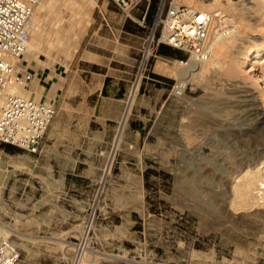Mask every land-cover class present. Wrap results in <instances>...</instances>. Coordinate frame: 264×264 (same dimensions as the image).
Masks as SVG:
<instances>
[{
  "label": "rangeland",
  "instance_id": "obj_1",
  "mask_svg": "<svg viewBox=\"0 0 264 264\" xmlns=\"http://www.w3.org/2000/svg\"><path fill=\"white\" fill-rule=\"evenodd\" d=\"M159 1L148 7L142 27L137 19L144 9L135 10L133 20L109 0H95L76 42L70 38L79 30L80 15L69 1L44 0L35 7L40 45L28 46L19 60L26 67L37 61L62 75L58 84H46L51 86L48 96L38 100L55 106L43 138L51 129L66 130L72 108L83 98H94L88 93L102 83L107 95L122 99L123 114L136 84L137 90L118 145L117 131L111 144L98 146L101 168L68 174L70 193L82 201L61 203L58 209L66 210L36 211V186L25 194L18 183L11 187L13 179H36V154L0 144V229L19 252L15 264H74L73 242L83 232L89 251L81 264H264V209L236 213L230 203L233 179L243 165L264 161V124L254 120L264 112V83L253 84L238 70L226 71L219 60L201 84L187 83L183 97L174 96L177 80L155 72L154 64L185 62V53L171 48L178 56L157 53L145 67L140 61ZM232 1L222 0L221 13L227 15L215 23L222 32L214 44L225 38L227 49L239 36L261 38L252 24L260 14L252 13L256 19L250 25L243 1ZM55 7L60 11H52ZM231 81L242 86L238 95L255 98L226 99L230 90L221 87ZM139 105L144 107L140 111ZM72 140L51 142L62 152Z\"/></svg>",
  "mask_w": 264,
  "mask_h": 264
},
{
  "label": "built area",
  "instance_id": "obj_2",
  "mask_svg": "<svg viewBox=\"0 0 264 264\" xmlns=\"http://www.w3.org/2000/svg\"><path fill=\"white\" fill-rule=\"evenodd\" d=\"M40 1L0 0V144L11 145L30 154L39 153L40 142L55 115V106L15 93L11 88L25 91L34 80V74L19 59L28 51L30 20ZM109 1L133 20L136 19L132 13L139 8L144 9L137 19L138 24L144 27L151 0ZM222 15L196 10L177 0H160L140 49L143 67L156 56L161 45L185 53L184 63L191 59L206 61L216 35L222 32L221 28L217 30L214 27V19L220 23L224 18ZM186 88V84L176 81L172 89L174 96L183 97ZM260 190H264V185ZM4 228L8 226L4 225ZM73 249V263L81 264L89 251L84 232L73 242ZM18 259L19 252L10 236L1 237L0 264H15Z\"/></svg>",
  "mask_w": 264,
  "mask_h": 264
},
{
  "label": "bare ground",
  "instance_id": "obj_3",
  "mask_svg": "<svg viewBox=\"0 0 264 264\" xmlns=\"http://www.w3.org/2000/svg\"><path fill=\"white\" fill-rule=\"evenodd\" d=\"M43 1L44 0H42V2H39V5H40V3L42 4ZM67 1H69V3L71 4L70 5L68 3L69 6H72L73 10L76 11V13L80 15V16H78V18H77L78 20L76 21L77 22L76 24H78L79 30L78 31L75 30L76 32H74L70 38L71 41L76 42L81 36L82 28H84V23H86L88 21V18H86V17L89 16L90 12L92 11L93 7L96 4H95V0H67ZM177 1H179L183 4H186L192 8L194 6L196 10H200V11H212V12H219V13L222 12V10H221L222 0H212L211 2H209L207 4H201L202 2L199 4H194L192 2V0H177ZM224 1L226 4L233 3L232 0H224ZM241 1H243L241 3L243 5L241 8L245 9V11L247 10V12H246L247 14L245 12H243L241 15V18L243 17V15L245 13L246 14V16H244L246 18L245 20L250 21L251 19L254 18L255 13L260 14L259 15L260 18L259 19L254 18L256 20L253 21L252 24L254 25V27H256L258 29V31L261 32V34H259V35H261V38L260 37L259 38H256V37L251 38V36H249V37L239 36L236 40H234L233 45L231 44V46L228 47V49L226 48L227 46H225V43H226L225 38H220L218 40V42L216 44H214V48L212 50L213 52H212L210 58H208L206 61L199 62V61H196L194 59H191L187 63H184V62H181L178 60H174V61H172V64H168L167 62H165L163 60H157L154 64V71L157 73H160L162 75L173 77L177 81H181L184 85L187 83L199 85V84H201V81L203 80V78L207 74L211 73L212 69L216 68L215 64L218 63L217 61L223 60L222 62L225 63L224 66H226V68H225L226 71L231 72V73L232 72L236 73V71L238 70L239 72H241V76L244 79L247 78V79L251 80V82H253V84L260 85V83H264V0H248L246 2H244V0H241ZM47 3L48 2H46V5H47ZM57 4H59V2ZM62 4H64V3H62ZM62 4H61V6H62ZM56 6H58V5H56ZM51 8H52V6H51ZM241 8H240V10H242ZM224 9L226 10V8H224ZM235 9H236V7H235ZM57 10H58V8L55 7L52 11H57ZM225 10H223V11H225ZM58 11H60V10H58ZM235 11H237V10H235ZM253 12H254V14H252ZM59 14L60 13L58 12L57 15H59ZM33 15H34V12H33ZM33 15H32L31 20H30V28H29L31 38L28 40V46H29L30 50L32 49V47L33 48L39 47L40 37L42 36V35H40L41 32L39 30V29H41L40 25H39L40 24L39 20H38V18L34 19ZM225 15H227V14H224L222 16L225 17ZM236 15H238V14H236ZM228 16L231 17L232 13L231 14L228 13ZM230 17H228V18H230ZM230 19H228V20H230ZM225 20H227V19H225ZM240 20H242V19H240ZM33 21H35V22H33ZM216 22H217V19H214V23H216ZM241 22H239V23L241 24ZM45 25L47 26L46 23H45ZM215 25L216 24H214V27H216ZM250 25H251V21H250ZM43 27H45V26L43 25L42 28ZM252 35H257V34H252ZM220 43H223V44H220ZM256 65H259V70L255 68ZM232 83H228V85H230L229 87H221V88H223V90H225V89L230 90L229 91L230 94L226 96L227 98L225 97L226 99L231 100L234 97H240V96L252 97L253 99L255 98L252 93H246V94L238 95L237 92L239 90L237 88H240L242 86H240L239 83H235V84L234 83L232 84ZM50 88H51V86L48 87L46 85V83L43 82V80L39 79V82H37L36 84L34 83V88L31 90L22 91V90L17 89V88H11V90L15 93L24 95V96L29 97L31 99L40 100L41 96L47 95L49 93ZM261 88L264 89V84H262ZM136 90H137V84L132 88L130 96L128 98L127 108H126V111L124 114L123 121H122V123H120V125L118 127V133H117L115 145H118L119 140L121 138V134H122L123 128L125 126V122H126V117L129 113L131 104H132L134 96L136 94ZM235 93H236V95H235ZM262 97H264V96H262ZM254 120H257L258 123H260V124H264V112L259 113ZM251 165L252 166H250V164L243 165V168L244 167H246V168L243 170L241 169L239 176L236 180L233 179L234 183L231 186L233 198L232 199L230 198V203L233 205H236L235 209L238 210L236 213L245 212V211L247 212V210L253 211V209H256V208L257 209H264V190H260L261 185H264V161L255 162V163H252ZM105 172H107V170ZM1 237H7V232L5 230L0 229V238Z\"/></svg>",
  "mask_w": 264,
  "mask_h": 264
},
{
  "label": "crops",
  "instance_id": "obj_4",
  "mask_svg": "<svg viewBox=\"0 0 264 264\" xmlns=\"http://www.w3.org/2000/svg\"><path fill=\"white\" fill-rule=\"evenodd\" d=\"M31 66L27 65V68L34 74V80L27 90L33 87L39 77L50 85L58 84L62 78V75L58 77L54 70L44 68L37 61L33 65L31 63ZM92 94H95L94 98H83L77 108H72L71 119L66 122V130L62 127L51 129L40 142V151L36 154V167L38 166L40 172L36 179L18 178L10 183L11 187L18 183L22 187V194L29 192L27 187L36 186V211L66 210L58 209L61 203L82 201L77 199L78 195L70 193L68 174L81 176L77 172L82 168L96 170L101 168L98 161V146L111 144L115 138L124 111L123 101L116 95H107L104 83L88 93ZM142 108L143 105H139L138 111ZM135 127H139V124ZM139 134L136 133L138 136ZM57 137H68L73 140L67 143L65 150L59 152L55 142H51ZM54 160L57 161L54 163Z\"/></svg>",
  "mask_w": 264,
  "mask_h": 264
},
{
  "label": "trees",
  "instance_id": "obj_5",
  "mask_svg": "<svg viewBox=\"0 0 264 264\" xmlns=\"http://www.w3.org/2000/svg\"><path fill=\"white\" fill-rule=\"evenodd\" d=\"M155 2V0H151V4L153 5V3ZM173 49V48H172ZM176 50V49H175ZM158 53L162 54V55H173V56H178L175 52L171 51V47L169 46H165V45H161L158 49ZM3 146V148L5 149H9L10 147H13L11 145H7V144H1ZM16 148V147H15Z\"/></svg>",
  "mask_w": 264,
  "mask_h": 264
},
{
  "label": "water",
  "instance_id": "obj_6",
  "mask_svg": "<svg viewBox=\"0 0 264 264\" xmlns=\"http://www.w3.org/2000/svg\"><path fill=\"white\" fill-rule=\"evenodd\" d=\"M131 93V92H130ZM126 111V110H125Z\"/></svg>",
  "mask_w": 264,
  "mask_h": 264
}]
</instances>
